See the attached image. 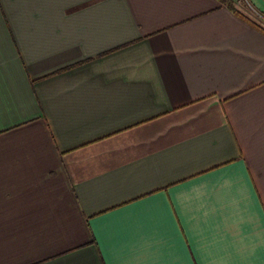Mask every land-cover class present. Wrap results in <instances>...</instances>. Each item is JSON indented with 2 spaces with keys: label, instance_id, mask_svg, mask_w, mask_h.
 Masks as SVG:
<instances>
[{
  "label": "crops",
  "instance_id": "0c3cea01",
  "mask_svg": "<svg viewBox=\"0 0 264 264\" xmlns=\"http://www.w3.org/2000/svg\"><path fill=\"white\" fill-rule=\"evenodd\" d=\"M236 6L0 0V264H264V0Z\"/></svg>",
  "mask_w": 264,
  "mask_h": 264
},
{
  "label": "trees",
  "instance_id": "16d2710c",
  "mask_svg": "<svg viewBox=\"0 0 264 264\" xmlns=\"http://www.w3.org/2000/svg\"><path fill=\"white\" fill-rule=\"evenodd\" d=\"M220 2H223L225 4V6H228L230 8V10H232L234 13H237L238 15H240L239 11L237 10V6L235 5V3L229 1V0H219ZM242 15V14H241ZM244 16V15H243ZM244 18L246 20H248V22L251 24V26H256L260 29H262L264 31V28L262 26H260L259 24H257L256 22L254 21H251L250 18L244 16Z\"/></svg>",
  "mask_w": 264,
  "mask_h": 264
},
{
  "label": "built area",
  "instance_id": "2783aa9c",
  "mask_svg": "<svg viewBox=\"0 0 264 264\" xmlns=\"http://www.w3.org/2000/svg\"><path fill=\"white\" fill-rule=\"evenodd\" d=\"M229 1L235 3V5L238 4L239 6L240 2H242L243 0H229Z\"/></svg>",
  "mask_w": 264,
  "mask_h": 264
},
{
  "label": "rangeland",
  "instance_id": "374dc122",
  "mask_svg": "<svg viewBox=\"0 0 264 264\" xmlns=\"http://www.w3.org/2000/svg\"><path fill=\"white\" fill-rule=\"evenodd\" d=\"M243 1H244V0H243ZM243 1H242V2H243ZM242 2H240V4H241ZM240 4H239V5H240ZM236 5H238V4H236Z\"/></svg>",
  "mask_w": 264,
  "mask_h": 264
}]
</instances>
